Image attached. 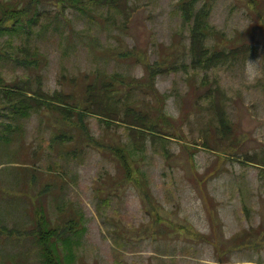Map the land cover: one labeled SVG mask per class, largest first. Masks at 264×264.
I'll return each mask as SVG.
<instances>
[{
    "label": "rangeland",
    "instance_id": "obj_1",
    "mask_svg": "<svg viewBox=\"0 0 264 264\" xmlns=\"http://www.w3.org/2000/svg\"><path fill=\"white\" fill-rule=\"evenodd\" d=\"M3 1L0 264H264V0Z\"/></svg>",
    "mask_w": 264,
    "mask_h": 264
},
{
    "label": "trees",
    "instance_id": "obj_2",
    "mask_svg": "<svg viewBox=\"0 0 264 264\" xmlns=\"http://www.w3.org/2000/svg\"><path fill=\"white\" fill-rule=\"evenodd\" d=\"M38 2H42L44 0H36ZM48 2V0H46ZM56 3H65V4H73V2L75 0H54ZM94 2H98V1H102L104 2V4L111 8V11H118L121 8V4H120V0H93ZM197 0H185V2H189L190 4H192L194 6V2ZM34 0H31L30 3H34ZM183 0V3L180 5L182 11H184V13L186 15H188L190 17V19H193V34H194V43L195 46H197L199 43H201L202 41V37H207L210 33L209 31L212 29V25L210 24V22L208 21V17L210 15L211 12V2L208 3H204L203 7L201 9H196V8H189L186 7V3ZM4 4L3 0H0V37L2 36V34L4 32H9L11 34L15 33L16 31H18V29L21 28H29L31 27L34 23H37V25H41V12L38 11L37 14H34L33 16L28 15L27 19H24V24L23 25H17V23L21 20V16L22 15H27L26 13H24V11L21 10H14V11H5L2 6ZM122 4H125V0H122ZM195 7V6H194ZM109 11V10H108ZM110 11V12H111ZM10 21H13L12 25L9 24ZM196 49L194 48V51ZM3 51V48L0 47V55ZM197 53V52H195ZM4 83V76L3 73L1 71V66H0V87L3 86V92L5 93H9L11 92L15 86H10V85H6L3 84ZM17 86L15 88L19 89V87L21 86V84H16ZM21 88V87H20ZM23 91L29 92L23 88H21ZM12 101V99L10 100ZM95 105V107H98V104H92ZM29 107V103L26 102L23 98H19V100H17L16 104L14 105V109L12 108V111L15 114H22L24 111L22 109ZM55 107V106H54ZM25 114V112L23 113ZM221 125V129L225 130L228 126V124H220ZM155 125H149V128L154 129ZM122 153V157H123V161L125 163V165L129 163L128 159L126 158V154L120 150ZM132 154V153H130ZM47 220L46 216H43V220ZM48 221V220H47ZM39 231V236H40V240L42 242V245L44 246L45 243L47 242V238H53L56 235H58L60 233V229L59 227H48V223L45 224L44 228L42 230H38ZM37 234V237H38ZM55 249H59V246L54 244ZM60 250V249H59ZM219 260L220 258H222L221 256L218 257Z\"/></svg>",
    "mask_w": 264,
    "mask_h": 264
},
{
    "label": "bare ground",
    "instance_id": "obj_3",
    "mask_svg": "<svg viewBox=\"0 0 264 264\" xmlns=\"http://www.w3.org/2000/svg\"><path fill=\"white\" fill-rule=\"evenodd\" d=\"M24 113V112H23ZM4 124V123H3ZM9 128V127H8ZM7 129V128H6Z\"/></svg>",
    "mask_w": 264,
    "mask_h": 264
}]
</instances>
